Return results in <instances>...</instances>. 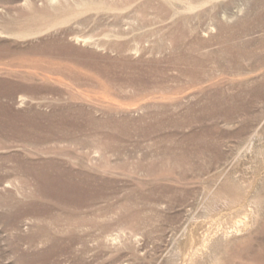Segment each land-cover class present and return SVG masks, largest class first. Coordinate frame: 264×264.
<instances>
[{
    "label": "rangeland",
    "instance_id": "1",
    "mask_svg": "<svg viewBox=\"0 0 264 264\" xmlns=\"http://www.w3.org/2000/svg\"><path fill=\"white\" fill-rule=\"evenodd\" d=\"M0 264H264V0H0Z\"/></svg>",
    "mask_w": 264,
    "mask_h": 264
},
{
    "label": "bare ground",
    "instance_id": "2",
    "mask_svg": "<svg viewBox=\"0 0 264 264\" xmlns=\"http://www.w3.org/2000/svg\"><path fill=\"white\" fill-rule=\"evenodd\" d=\"M249 223V222H248Z\"/></svg>",
    "mask_w": 264,
    "mask_h": 264
}]
</instances>
